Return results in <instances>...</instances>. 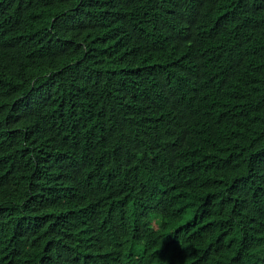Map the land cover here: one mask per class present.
I'll return each instance as SVG.
<instances>
[{
  "label": "trees",
  "instance_id": "trees-1",
  "mask_svg": "<svg viewBox=\"0 0 264 264\" xmlns=\"http://www.w3.org/2000/svg\"><path fill=\"white\" fill-rule=\"evenodd\" d=\"M0 264H264V0H0Z\"/></svg>",
  "mask_w": 264,
  "mask_h": 264
},
{
  "label": "bare ground",
  "instance_id": "bare-ground-1",
  "mask_svg": "<svg viewBox=\"0 0 264 264\" xmlns=\"http://www.w3.org/2000/svg\"><path fill=\"white\" fill-rule=\"evenodd\" d=\"M163 117H165V116H163ZM161 119H162V117H161ZM158 121H159V120H158ZM160 121H161V120H160ZM156 123H157V121H156ZM166 123H167V120H166ZM163 125H164V124H163ZM153 126H154V124H153ZM154 128H155V127H154ZM154 128H153V129H154ZM156 129H157V128H155L154 131H156ZM157 131H158V130H157ZM157 133H158V132H157ZM217 170H218V169H217ZM213 171H215V170H213ZM88 215H89V214H88Z\"/></svg>",
  "mask_w": 264,
  "mask_h": 264
}]
</instances>
